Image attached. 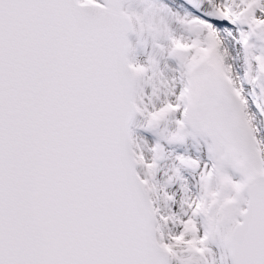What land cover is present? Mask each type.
<instances>
[{"label": "snow or ice", "instance_id": "6c2138e0", "mask_svg": "<svg viewBox=\"0 0 264 264\" xmlns=\"http://www.w3.org/2000/svg\"><path fill=\"white\" fill-rule=\"evenodd\" d=\"M0 264H264V0H0Z\"/></svg>", "mask_w": 264, "mask_h": 264}]
</instances>
